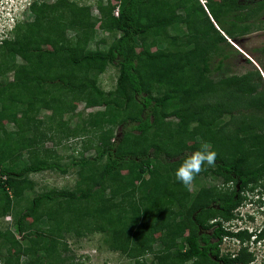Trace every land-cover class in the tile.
Segmentation results:
<instances>
[{
    "label": "trees",
    "instance_id": "obj_1",
    "mask_svg": "<svg viewBox=\"0 0 264 264\" xmlns=\"http://www.w3.org/2000/svg\"><path fill=\"white\" fill-rule=\"evenodd\" d=\"M102 1L98 22L87 6L34 1L32 19L0 44V78L12 73L10 84L0 81V218L13 219L0 231L1 264H73L64 236L91 230L106 232L109 248L136 264L155 244L157 264H251L243 245L251 234L224 223L264 187V62L240 75L213 72L238 53L230 41L259 27L250 20L264 0ZM97 24L120 33L105 51L87 50ZM108 67L117 78L106 92L96 77ZM79 103L100 110L66 137L93 132L95 144L83 149L94 154L62 166L44 147L54 127L37 116L49 111L65 127ZM205 142L216 162L197 177L221 182L192 195L175 172ZM74 168L75 189L34 193L16 210L34 190L30 175ZM258 234L264 239V229ZM224 238L240 240L236 254L221 253Z\"/></svg>",
    "mask_w": 264,
    "mask_h": 264
},
{
    "label": "rangeland",
    "instance_id": "obj_2",
    "mask_svg": "<svg viewBox=\"0 0 264 264\" xmlns=\"http://www.w3.org/2000/svg\"><path fill=\"white\" fill-rule=\"evenodd\" d=\"M45 2L47 4H54L58 0H0V25L6 28L11 27V31L6 34V39H13L14 33L17 28L13 31L15 24L18 22L21 26L32 19V15L28 12V3ZM67 2H74L79 6H87L90 9L91 17L99 21L100 13L97 10L96 4L98 0H66ZM204 2V0H200ZM107 0H103L102 4L105 5ZM13 17V18H12ZM11 18L13 20H11ZM255 24H259V27L253 29V31L248 32L242 37L236 40L230 41L238 53H234L230 56L228 61H225L223 67L219 71L213 72L214 79H219L223 76L230 74H243L249 71H254L260 69L259 65L264 62V12L259 14L258 17L250 20ZM249 22V20H248ZM260 22V23H259ZM21 30V29H17ZM75 32L72 29H67L65 40H72L74 38ZM119 32L109 30L105 28L103 24H97L94 31V39L88 44L87 50H95L98 48L101 51H105L108 45L118 36ZM45 43V42H44ZM99 45H96V44ZM48 44L45 43V45ZM16 64H21L22 60L19 57L15 58ZM260 63V64H259ZM216 66V63L213 64ZM117 78V70L114 67H108L102 74L97 75L96 83L104 91H113L115 88V82ZM4 84H10L12 81V73H8L5 79L0 78ZM6 87L5 90L12 88ZM100 108L86 109L84 103L74 104L73 110L63 116L62 122L66 123L65 127L58 125L57 122H52L48 118L51 113L49 111H41L37 119L41 120L43 124H51L54 127V131L47 134L52 137L51 141L45 143V148H54L57 156L59 157V164L65 166L69 164L71 159L79 158L81 152H83L84 157L93 156V149H83L85 144L87 146H92L95 144L94 133L77 134L76 136L66 137L67 132H70L76 126L79 129L83 126L84 120L87 119L89 113H93ZM5 129L7 131H13L16 126L11 122H5ZM63 130V134L60 131ZM119 131V128L117 132ZM85 151V152H84ZM27 160V154H25L21 161ZM21 164L20 162L17 165ZM30 178L35 182V187L33 192L26 193L24 200L16 208H24L27 205V201L33 197V194L44 193L50 190H60L69 189L73 190L76 187V181L78 176L76 174V168L71 169L67 174L63 175L59 172H44L39 174H32ZM221 179L214 177L212 174L208 176H199L195 178L193 185L191 187V194L194 195L201 187H210L220 184ZM250 193H248L247 198H249ZM264 196V195H263ZM118 201V200H117ZM93 206V203H89ZM264 205V204H263ZM259 207V206H257ZM247 206H242L237 208L239 214L247 211ZM252 209V208H251ZM258 213L252 214V211L248 210L249 215L255 216L256 220L254 222H246L247 227H260L261 222L264 220V213L260 214L262 211L258 209ZM12 218L7 216L5 218H0V231L10 228L12 225ZM253 221V220H252ZM32 223V221H29ZM42 227L44 223H41ZM92 225V222H91ZM224 227L231 229L232 225L230 222L224 223ZM64 240L67 243L68 252L67 255L72 256L74 259L73 264H136L135 260L128 257L126 254L112 251L109 248L108 234L106 232H99L95 230L86 231L82 235L75 236L65 235ZM251 240V239H250ZM246 246V244H245ZM241 245L235 242L234 239L227 238L226 242L220 244L221 253L229 252L230 254H236L238 248ZM162 248L160 244H155L152 252L147 251L142 254L138 259L140 264H150L154 260V256L157 251ZM246 248H249L253 254L254 261L251 264H264V241L256 245L247 244ZM137 260V259H136ZM157 264L156 261H153ZM1 264V261H0ZM185 264H190L187 262Z\"/></svg>",
    "mask_w": 264,
    "mask_h": 264
},
{
    "label": "clouds",
    "instance_id": "obj_3",
    "mask_svg": "<svg viewBox=\"0 0 264 264\" xmlns=\"http://www.w3.org/2000/svg\"><path fill=\"white\" fill-rule=\"evenodd\" d=\"M30 2L28 3L27 8L29 7ZM13 18V17H12ZM11 18V20H13ZM11 27L6 28L5 26L0 25V42L3 40H6V34L8 31H11ZM1 44V43H0ZM217 153L212 150L211 145L207 142L201 144L200 148L194 152H192L190 155H188L184 161L180 164V166L177 168L175 172V176L178 181H180L186 188L191 190V187L193 185V182L195 178L204 170L205 165L212 166L216 162ZM244 206V205H242ZM241 206V207H242ZM248 211H245L240 215L237 216L236 221H240V217L244 219L245 223L246 217L245 214H247ZM251 217H255L250 215ZM236 221H230V224L236 222ZM241 222V221H240ZM241 222L244 226L240 229V231L247 230L249 231L250 227H247L246 224ZM232 229V227H231ZM234 229V228H233ZM259 229H263L261 227H253L249 232L252 234V242L257 240V235L260 233ZM235 240V239H234ZM261 242V241H260Z\"/></svg>",
    "mask_w": 264,
    "mask_h": 264
},
{
    "label": "flooded vegetation",
    "instance_id": "obj_4",
    "mask_svg": "<svg viewBox=\"0 0 264 264\" xmlns=\"http://www.w3.org/2000/svg\"><path fill=\"white\" fill-rule=\"evenodd\" d=\"M250 193V195H249V198H247V200H246V202L244 203V206L246 205L248 208H247V211L248 210H250V211H252V209H253V212H252V214H256V213H258V209H260L262 212L260 213V214H262V213H264V187L263 188H256V189H254L253 191H250L249 192ZM243 205V204H242ZM241 205V206H242ZM241 206H239V207H241ZM257 206H259V207H257ZM238 207V208H239ZM252 208V209H251ZM256 212V213H255ZM248 213V212H247ZM241 215V214H240ZM240 215H238V217L240 216ZM245 217H246V221L247 222H254L255 220H256V217H253V218H251V216L249 215V214H245ZM250 217V218H249ZM236 219H237V216H235V218L233 219L234 221H236ZM233 220H231V221H233ZM253 220V221H252ZM240 221L241 222H243V223H245V221H244V219L243 218H241L240 217ZM234 222V223H232L231 225H232V228H242L244 225L243 224H241V222ZM260 227L261 228H263L264 229V220L261 222V225H260ZM252 229V227H250V230ZM263 229H259V231H260V233H261V231L263 230ZM248 233H250L249 231H248ZM259 235V234H258ZM253 236H252V234H251V237H250V239L252 238ZM257 238H258V236H256ZM247 240L246 242H244L243 243V245L244 244H246V246H247V244H249V245H256L257 243H260V241H264V239H261V240H257V241H254V242H252V240ZM235 240H238V239H235ZM239 241V244L241 245V243H240V240H238ZM240 248H238V250H239Z\"/></svg>",
    "mask_w": 264,
    "mask_h": 264
},
{
    "label": "built area",
    "instance_id": "obj_5",
    "mask_svg": "<svg viewBox=\"0 0 264 264\" xmlns=\"http://www.w3.org/2000/svg\"><path fill=\"white\" fill-rule=\"evenodd\" d=\"M0 43H1V42H0ZM242 213H243V212H242ZM242 213H241V215H242ZM234 214H235V216L240 215L239 212H238V209H236V210L234 211ZM240 229H241V228H234V229L232 228L231 231L236 233V232H239ZM249 231H250V229H249ZM223 241L226 242V241H227V238H224ZM235 242L239 243L238 240H235ZM244 245H245V244H244ZM248 251H251V250L248 248Z\"/></svg>",
    "mask_w": 264,
    "mask_h": 264
},
{
    "label": "water",
    "instance_id": "obj_6",
    "mask_svg": "<svg viewBox=\"0 0 264 264\" xmlns=\"http://www.w3.org/2000/svg\"><path fill=\"white\" fill-rule=\"evenodd\" d=\"M205 1V0H204Z\"/></svg>",
    "mask_w": 264,
    "mask_h": 264
}]
</instances>
